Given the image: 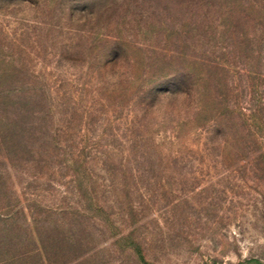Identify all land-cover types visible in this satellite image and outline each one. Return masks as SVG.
<instances>
[{
	"label": "rangeland",
	"instance_id": "374dc122",
	"mask_svg": "<svg viewBox=\"0 0 264 264\" xmlns=\"http://www.w3.org/2000/svg\"><path fill=\"white\" fill-rule=\"evenodd\" d=\"M0 103V264H264V0H0Z\"/></svg>",
	"mask_w": 264,
	"mask_h": 264
},
{
	"label": "trees",
	"instance_id": "16d2710c",
	"mask_svg": "<svg viewBox=\"0 0 264 264\" xmlns=\"http://www.w3.org/2000/svg\"><path fill=\"white\" fill-rule=\"evenodd\" d=\"M8 96H9V92L7 93L6 97H8ZM1 106L3 108H0V112H1L0 114H7L8 115V113L10 112V109L8 108V106H4V104H1Z\"/></svg>",
	"mask_w": 264,
	"mask_h": 264
},
{
	"label": "clouds",
	"instance_id": "9594fccd",
	"mask_svg": "<svg viewBox=\"0 0 264 264\" xmlns=\"http://www.w3.org/2000/svg\"><path fill=\"white\" fill-rule=\"evenodd\" d=\"M109 79L111 80V79H113V78L110 77Z\"/></svg>",
	"mask_w": 264,
	"mask_h": 264
}]
</instances>
